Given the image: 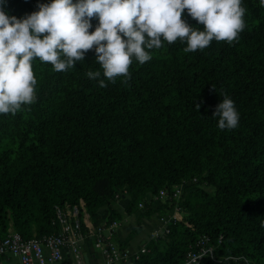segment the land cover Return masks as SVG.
Returning a JSON list of instances; mask_svg holds the SVG:
<instances>
[{
	"label": "trees",
	"instance_id": "trees-1",
	"mask_svg": "<svg viewBox=\"0 0 264 264\" xmlns=\"http://www.w3.org/2000/svg\"><path fill=\"white\" fill-rule=\"evenodd\" d=\"M243 6L247 26L237 41L188 53L165 41L151 60H133L126 84L118 77L101 87L86 76L99 67L94 50L66 72L35 60V102L0 114V239L11 228L25 238L58 232L57 206L81 200L95 225L120 219L119 194L139 226L175 205L182 214L132 264H183L205 234L215 249L202 264H264V7ZM4 8L19 18L38 0H6ZM182 18L197 23L186 9ZM219 93L240 112L235 129H219L211 116ZM162 190L169 197L154 206Z\"/></svg>",
	"mask_w": 264,
	"mask_h": 264
},
{
	"label": "clouds",
	"instance_id": "clouds-1",
	"mask_svg": "<svg viewBox=\"0 0 264 264\" xmlns=\"http://www.w3.org/2000/svg\"><path fill=\"white\" fill-rule=\"evenodd\" d=\"M5 3L0 0V114L14 115L35 102L37 59L66 72L94 50L99 67L86 76L107 87L106 81L116 83L118 77L126 84L133 60H151L150 50L165 41H179L188 53L213 40L237 41L247 26L243 0H38L37 10L19 18L9 15ZM185 9L197 23L182 18ZM93 18L98 23L89 31ZM211 116L221 130L239 125L240 112L226 93Z\"/></svg>",
	"mask_w": 264,
	"mask_h": 264
},
{
	"label": "built area",
	"instance_id": "built-area-1",
	"mask_svg": "<svg viewBox=\"0 0 264 264\" xmlns=\"http://www.w3.org/2000/svg\"><path fill=\"white\" fill-rule=\"evenodd\" d=\"M195 181L196 179H193L177 185L172 196L180 198L186 186ZM167 197L169 193L162 190L154 197V206L163 203ZM116 198L118 202L121 200L119 194ZM176 212L181 214L178 205L165 214L160 228H154L150 232L151 239L169 233V224L180 220V217L173 214ZM54 224L60 227L58 232L31 238L10 231L7 236L0 239V264L12 259L16 264H100V257L104 264H132L134 260H139L142 254L150 251L147 244L137 251H132L128 246L123 247L119 238L122 221L113 219L95 225L84 200H81L79 205L57 206ZM89 244L94 248L93 263L86 248ZM190 247L183 264H202L205 257L214 256L215 247L210 236L206 234L200 236ZM86 255L90 257L88 263Z\"/></svg>",
	"mask_w": 264,
	"mask_h": 264
},
{
	"label": "rangeland",
	"instance_id": "rangeland-1",
	"mask_svg": "<svg viewBox=\"0 0 264 264\" xmlns=\"http://www.w3.org/2000/svg\"><path fill=\"white\" fill-rule=\"evenodd\" d=\"M205 188L211 192L213 191L212 187L206 186ZM119 210H121L122 214H123V216L120 217V220L122 221V226L120 228L121 235L119 237L120 241L123 244H125V243L130 244L127 241L128 234H129L128 230L130 229V226H128V223L133 224V226L136 229V232L132 235V238L130 240L132 241V239H133V242L135 243V247H139V243L142 239H145L146 240L145 244H148L149 240H151V233L150 232L154 228H160L162 226L161 220L165 219V215H163L162 213L156 212L152 217L145 218V219H147L146 222H144V219L141 220V225L139 226L138 225V221H139L138 220V215H139L138 212H135L133 214H129L131 217H133L135 219V221H134L133 218H129L127 216L124 208L120 207ZM173 214H176L181 219L182 214H179V212H176ZM169 216H170V214H169ZM10 230L13 231V228H11ZM141 247L142 246H140L139 249H141ZM99 263L104 264V261L101 257L99 258Z\"/></svg>",
	"mask_w": 264,
	"mask_h": 264
},
{
	"label": "crops",
	"instance_id": "crops-1",
	"mask_svg": "<svg viewBox=\"0 0 264 264\" xmlns=\"http://www.w3.org/2000/svg\"><path fill=\"white\" fill-rule=\"evenodd\" d=\"M126 203H127L126 199H121V200L118 202L119 209H120V207H122V208L125 209ZM119 211L122 212L121 210H119ZM104 213L106 214L107 211L105 210ZM126 214H127V213H126ZM127 216H128L129 218H133V217H131L129 214H127ZM133 220L135 221L134 218H133ZM146 221H147V219H144V222H146ZM128 226H130V229L128 230V233L131 232L132 230H135V227L133 226V224L128 223ZM120 235H121V232H120ZM129 243H130V244H128V247H129L132 251H137V250H139V247H140V246H143V245L146 243V240H145V239H142V240L140 241V243H139V247H135V243L133 242V239H132V241L129 240ZM86 248H87V252L91 255V262L93 263V262H94V258H93L92 256H93V254H94V248L91 246V244H89ZM89 258H90V257H89ZM2 264H16V261L13 260V259L10 260V261H9V260H5Z\"/></svg>",
	"mask_w": 264,
	"mask_h": 264
},
{
	"label": "water",
	"instance_id": "water-1",
	"mask_svg": "<svg viewBox=\"0 0 264 264\" xmlns=\"http://www.w3.org/2000/svg\"><path fill=\"white\" fill-rule=\"evenodd\" d=\"M86 261H87V263H88V261H89L88 255H86Z\"/></svg>",
	"mask_w": 264,
	"mask_h": 264
}]
</instances>
